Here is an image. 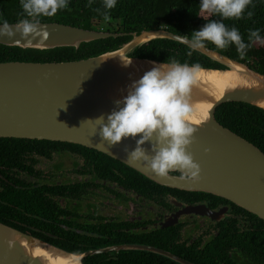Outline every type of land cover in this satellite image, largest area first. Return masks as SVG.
<instances>
[{"label": "water", "instance_id": "95a60500", "mask_svg": "<svg viewBox=\"0 0 264 264\" xmlns=\"http://www.w3.org/2000/svg\"><path fill=\"white\" fill-rule=\"evenodd\" d=\"M39 27L47 31L46 39L24 38L17 33L12 37L0 36V44L21 49L71 47L77 50L82 43L122 36L58 23L40 22ZM123 35L130 36V40L113 50L82 60L1 62L0 138L80 145L124 164L159 186L209 194L264 221V153L221 126L214 116L216 108L228 102L245 103L264 111V74L206 46L194 50L221 66L201 68L190 96L193 111L187 120L198 131L189 151L200 165V179L197 182L182 179L180 171H172L164 177L156 176L143 163L127 160L124 148L131 151L135 147L134 139H125L111 146L101 141L94 121L86 120L110 114L116 108L115 101L127 95L133 81L154 65L163 63L129 56L131 51L158 39L191 48L180 36L164 29ZM130 60L131 65L125 67ZM144 147L149 145L146 143ZM188 212L211 219L215 216L203 205L187 207L184 213ZM119 251L149 252L177 264H193L170 252L140 244L68 252L0 223V264H84L83 259L88 256Z\"/></svg>", "mask_w": 264, "mask_h": 264}, {"label": "trees", "instance_id": "16d2710c", "mask_svg": "<svg viewBox=\"0 0 264 264\" xmlns=\"http://www.w3.org/2000/svg\"><path fill=\"white\" fill-rule=\"evenodd\" d=\"M88 3L89 0H68L66 9L58 10L54 17H41L39 18L40 22L58 23L86 30L122 34V36L82 43L77 50L71 47L51 50L21 49L0 44V63L77 61L113 50L130 40V36L123 34L164 29L174 35L180 37L184 35L190 38L191 33L194 30H199L203 24L222 19L219 15L210 16L201 13L200 0H116L115 7L108 10L111 17L109 21L103 19L102 13L105 11L103 0H93L91 7L88 6ZM252 3L255 7L249 6L247 9V11L254 12L250 19L246 17L245 13V18L239 20L235 18L222 20L227 27H236L246 43H249L250 30L259 29L261 37L264 38V0H252ZM97 8L100 9V12L95 11ZM22 11L20 0H0V24H3L4 21L9 24L18 23L23 18ZM205 43L207 48L237 62L245 63L250 69L264 74V43L251 42V46L243 58L239 56L234 45L220 50L210 42ZM128 55L163 63H169L174 59L181 64L198 63L201 68H221L217 63L183 44L166 39L150 41L134 49ZM214 116L221 126L252 143L264 153L263 110L245 103L228 102L219 105ZM44 145L59 146V148H55V151L69 149V151L82 154L89 152V156L93 159L89 167L95 173L94 177L99 181L103 179L109 185L131 189L136 194L150 199L154 198L158 204L163 206L169 205L165 202L166 194L170 198L182 194L196 200L202 197L221 200L205 193L183 192L159 186L124 164L95 150L68 143L14 138H0V182L5 183L4 178H10L7 173L10 167L8 163L15 162L17 155L21 156L32 151L40 153V146ZM99 170L105 171L106 174H102ZM98 185L103 186L99 183ZM2 194H6V192H2ZM13 194L16 195V192ZM0 207H5V205L0 202ZM233 207L236 213L243 218V224L237 219L233 220L230 226H234V229L231 230L222 225L218 233L225 234L227 237H214L203 250L197 246H186L185 243H181L178 240L179 233L176 226L151 232H126L123 229L132 226L131 223L110 219L106 223L100 221V223L77 226L81 230L76 232L73 229L74 225H48L47 227L52 230L46 231L59 236L56 231L58 230L62 236V238L52 237L50 239L45 238L40 232H32V228H41L40 224L8 226L73 253L121 244H140L170 252L193 264H264V221L244 209ZM95 217L93 216V218ZM1 219L2 216H0V221ZM230 249L232 250L231 256L235 260L229 258ZM83 263L177 264L162 256L143 251H119L92 255L83 259Z\"/></svg>", "mask_w": 264, "mask_h": 264}, {"label": "clouds", "instance_id": "9594fccd", "mask_svg": "<svg viewBox=\"0 0 264 264\" xmlns=\"http://www.w3.org/2000/svg\"><path fill=\"white\" fill-rule=\"evenodd\" d=\"M92 3L93 0H89L88 6L91 7ZM20 4L23 18L14 26L4 21L0 26V36L12 37L18 33L24 38L46 39L48 33L39 27V18L54 17L58 10L68 7V0H20ZM115 5L116 0H103L105 11L102 15L105 21L111 19L108 10ZM249 6L255 7L252 0H200L201 13L219 15L222 19L203 24L199 30L191 33L190 38L181 35V40L186 41L192 50L204 48L205 42L220 50L234 45L243 58L251 42L264 43L260 30H250L249 43H246L236 27L229 28L222 20H239L245 18V13L250 19L254 12L247 11ZM95 11L100 12V9ZM131 63L132 60L124 66ZM200 71L201 65L198 63L181 64L174 59L169 63L154 65L130 84L127 95L115 101L116 108L110 114H101L94 120L86 121H94L101 141L111 146L125 139H134L135 147L131 151L128 147L124 148L128 161L143 163L156 176L164 177L172 171H180L182 179L197 182L201 168L194 161L189 148L198 129L188 122L187 117L193 111L190 96ZM146 143L149 145L147 148L144 147ZM11 244L9 241V246Z\"/></svg>", "mask_w": 264, "mask_h": 264}, {"label": "flooded vegetation", "instance_id": "af4514ba", "mask_svg": "<svg viewBox=\"0 0 264 264\" xmlns=\"http://www.w3.org/2000/svg\"><path fill=\"white\" fill-rule=\"evenodd\" d=\"M55 148L59 146H40V153L32 151L17 155L15 162L8 163L10 178L5 177V183L0 182V202L5 205L0 207V223L7 226L40 224L42 227L32 228V232H40L48 239L62 238L58 230L59 236L46 231L52 230L48 225H74L76 232L81 230L77 226L100 221L106 223L110 219L131 223L132 226L123 229L126 232H151L176 226L181 243L202 250L214 237H227L218 233L222 225L231 230L234 229V226H230L233 220L237 219L243 224V218L233 207L238 206L227 200L207 197L196 200L182 194L170 198L166 194L165 202L169 205L163 206L152 195L150 199L131 189L109 185L103 179L99 181L89 167L93 160L89 152L82 154L69 149L55 151ZM99 172L106 174L102 170ZM98 183L103 186L100 187ZM115 205H118L120 212L110 214V208ZM201 205L213 211L214 218L184 213L187 207ZM231 251L229 258L235 260Z\"/></svg>", "mask_w": 264, "mask_h": 264}, {"label": "rangeland", "instance_id": "374dc122", "mask_svg": "<svg viewBox=\"0 0 264 264\" xmlns=\"http://www.w3.org/2000/svg\"><path fill=\"white\" fill-rule=\"evenodd\" d=\"M109 201L110 202H112V200L111 199H109ZM120 209H119V207H118V205H115L114 207H111L110 208V214H118L120 211H119Z\"/></svg>", "mask_w": 264, "mask_h": 264}]
</instances>
